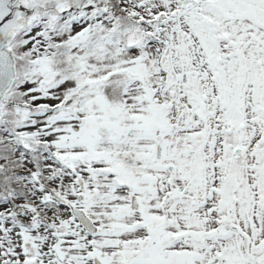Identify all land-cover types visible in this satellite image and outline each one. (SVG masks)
Returning <instances> with one entry per match:
<instances>
[{
    "label": "snow or ice",
    "instance_id": "snow-or-ice-1",
    "mask_svg": "<svg viewBox=\"0 0 264 264\" xmlns=\"http://www.w3.org/2000/svg\"><path fill=\"white\" fill-rule=\"evenodd\" d=\"M0 264H264V0H0Z\"/></svg>",
    "mask_w": 264,
    "mask_h": 264
}]
</instances>
